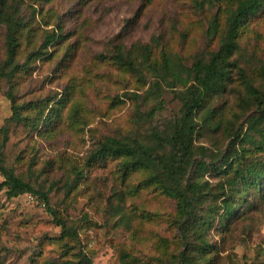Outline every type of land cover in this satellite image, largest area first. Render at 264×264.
Here are the masks:
<instances>
[{
    "label": "rangeland",
    "instance_id": "374dc122",
    "mask_svg": "<svg viewBox=\"0 0 264 264\" xmlns=\"http://www.w3.org/2000/svg\"><path fill=\"white\" fill-rule=\"evenodd\" d=\"M197 1L0 0V8L14 11L23 21L20 62L32 51H44L12 80L0 78V132L7 128L9 134L5 163L34 188L48 191L51 205L76 231L61 238L62 226L39 195L9 198L4 188L0 264H71L82 253L93 264H179L176 199L154 186L137 190L146 171L123 178L121 157L97 162L88 157L108 136L144 138L151 128L149 122L137 123L139 102L130 97L133 91L144 93L151 79L141 81L121 67L114 58L119 47L131 50L137 43H150L158 58L162 50L171 51L189 66L218 48L219 37L207 34L209 20L218 12L224 24L229 12L224 6L200 7ZM52 33L60 37L47 47ZM240 45V64L257 84L264 83V8L245 24ZM7 47V27L0 24V68ZM9 89L16 103L26 105L25 120L12 118ZM245 95L237 79L214 100L223 126L199 137L197 144L210 153L227 148L230 134L225 126L243 123L248 111L240 102ZM163 97L169 110L180 109L173 90L167 88ZM52 105L58 106L54 112ZM47 113L52 120L43 121ZM251 201L229 226L211 229L213 249L194 259L195 264H264V198Z\"/></svg>",
    "mask_w": 264,
    "mask_h": 264
},
{
    "label": "trees",
    "instance_id": "16d2710c",
    "mask_svg": "<svg viewBox=\"0 0 264 264\" xmlns=\"http://www.w3.org/2000/svg\"><path fill=\"white\" fill-rule=\"evenodd\" d=\"M197 2L200 7L206 4L224 6L229 12L224 24L218 12L209 20L207 34L219 37L218 48L208 55L198 56L189 66L180 55L171 51L162 50L158 58L150 43H137L131 50L119 47L114 55L115 61L139 80L151 79L144 93L133 91L130 94L139 102L137 123L149 122L151 128L144 138L108 136L88 157L90 162L121 157L119 169L123 178H129L137 170L146 171V176L136 186L137 190L139 186H154L176 199L178 217L174 223L182 246L178 251L179 264H195L194 259L204 258L213 249L208 239L211 229L217 224L229 226L245 212L244 206H252V199L264 198V83L257 84L240 64L244 58L240 45L243 28L250 18L263 10L264 0ZM0 24L7 27L8 46L0 78L12 80L16 74L27 70L30 61L40 58L44 51H32L21 63L18 58L21 45L18 34L23 26L21 17L14 11L0 8ZM58 37L60 35L56 33L49 34L47 47ZM260 74L264 78V65ZM237 79L246 91L240 102L241 109L248 114L239 127L225 126L230 134L227 148L223 152L210 153L208 147L197 144V140L223 126L221 114L218 115L219 107L213 102L222 98ZM167 88L173 90L181 102L180 109L175 112L166 106L163 94ZM7 95L13 102L12 118L25 120L22 110L26 105L16 103V94L11 89L7 90ZM62 102L61 98L57 104ZM150 102L153 104L149 109H142ZM57 107L52 105L50 111L54 112ZM50 118V113L42 115L43 121ZM8 137V129L4 128L0 132V173L4 176L0 190L6 188L9 198L27 192L39 195L55 221L62 226L60 237L74 236L75 228L68 225L51 205L49 192L34 188L6 165L4 150ZM80 172L76 171L77 174ZM71 264H93V260L82 253Z\"/></svg>",
    "mask_w": 264,
    "mask_h": 264
}]
</instances>
